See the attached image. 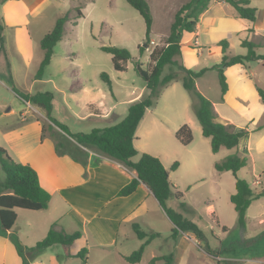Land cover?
Segmentation results:
<instances>
[{
	"label": "crops",
	"instance_id": "crops-1",
	"mask_svg": "<svg viewBox=\"0 0 264 264\" xmlns=\"http://www.w3.org/2000/svg\"><path fill=\"white\" fill-rule=\"evenodd\" d=\"M25 1L6 0L3 2V6L24 3ZM40 1L44 5L49 3L48 0ZM249 1L250 5L253 6L252 0ZM28 6L27 9L31 10L33 14L42 9L41 7V9L35 7L31 3ZM255 8L256 19L252 22L237 17L235 9L223 0H210L207 9L199 17L195 31L182 35V39L185 41H181L183 43H180L181 63L190 69L197 66V59L190 60L188 57L195 53V50L200 49L197 39L198 30L206 32L210 29L215 32L218 30L223 32V34L216 37V43L209 46V53L212 52L215 56H219L220 59L221 48L217 42L223 36L228 37L229 46L236 43L242 49V53L240 54H245L246 48L241 46L243 40L258 44V38L264 37L262 35L264 34V8ZM248 28H252V31H248ZM260 47L264 49V45L259 44L255 50ZM182 56L184 57L183 60ZM251 62L234 64L224 69L228 89L223 97L219 96V101L210 99L199 88V91L212 102L213 109L218 116V121L233 124L235 131H245L239 138L237 146L229 149L231 153L237 151L248 156L246 166L238 170L237 176L240 171L249 167L250 164L252 167L257 163L264 165V100L258 94V87L262 89L264 87L260 85L256 77V70L254 69L259 65L258 62L264 63V61L256 60ZM201 68L207 69L195 79L196 85L199 78H203L207 71L213 69L211 66H203L194 71ZM178 81L180 80L172 81L165 86L161 91L162 94L160 93L159 96L165 97L164 105L169 112L172 111V114L173 112H178L180 116L184 115L183 118L185 119H182L180 123H176L178 121L176 119L173 122L174 125L170 128L164 127L163 124L160 130H166L169 138L170 134L172 135L173 133L174 135L181 123H186L192 130V141L189 145L185 146L186 150L182 155H177L176 158L171 156L172 152L169 150H163V152L157 151V154L153 155H156L167 169L173 162L177 161L178 165L176 169L169 172V180L178 190L185 191V194L191 193L189 202L194 206V210L192 209L194 212L190 213L187 210L184 212L190 218L189 220L197 224L200 229L203 228L201 230L205 235L207 226L202 220L209 216L212 218L211 222L216 223L217 228L221 229L223 234L227 232L228 226L223 220L222 210L227 204L226 201L230 200V194L235 192L236 178L231 171H217L214 167L217 159L223 156L218 157L223 147H220L217 152L209 154V148H207L206 152H200L199 142L194 144L196 133L200 132L202 135V132L201 126L200 128L197 126L193 115L187 113L189 101L171 102L170 99H173V94H165L166 90ZM148 93L149 90L146 88L144 82L140 91L132 94L133 97L128 101L116 102V100L109 99L102 101L93 95L84 101L86 112L73 113L71 115L76 122L83 123L89 121L88 126L91 129L109 126L105 124H109L108 122L111 121L115 123L119 122L127 114L129 106L145 98ZM19 99L22 100L20 97ZM25 103L29 107H32L29 102ZM220 103L227 104L237 113L238 118L235 120L229 115L221 113L217 105ZM157 105L158 101L146 109L136 128V139L133 141V144L138 153L132 158L133 161H136L138 156H140L137 149L138 144L136 143L139 140V129L144 125L143 134H145L149 130L146 121L153 120L158 122L162 117ZM66 108L70 110V108ZM36 109L39 110L37 116L32 112L35 110L33 105V108H27L20 112L19 118L17 111L11 106H6L4 103L0 104V118L3 124L0 130L3 133L6 132L7 138H5V142L8 146L7 148L13 150L11 147L13 145L23 146L28 139H32L35 142L30 148L23 150V157H20L14 150L11 151L12 154L10 153L11 157L18 162L27 163L33 167L38 174L40 185L51 195L46 209L36 210L32 213L25 212L20 208L15 209L16 220L19 214L25 215L28 213V215H35L38 218H40V215L43 216L38 221L31 222L26 220L30 231L34 233L35 239L33 242L36 243L41 240L55 222L57 229H62L67 233L74 231L81 232L79 239H81L83 246L88 250L86 264H163L164 260H156L151 263L150 259L164 255H172V264H207L204 259L193 254L194 247L199 244L194 234L178 230L177 233L172 235L174 225L145 184L140 182L129 195L122 196L117 194L119 189L135 176L134 171L129 170L111 157L93 150L87 149L88 159L85 165L72 160L67 155L59 156L54 150L53 140L49 135L45 146L44 139H41V133L42 127L46 126L45 122H48V120L41 109L37 107ZM40 117L44 119V123H42ZM165 118L168 123L169 116ZM64 124L66 125V123ZM4 148L6 149V147ZM6 151L9 153L8 149ZM227 152L228 150H226ZM253 177L254 180L249 185L255 193H259L264 190V174L263 176L253 175ZM205 181H208L206 186L197 188L206 183ZM192 188H197V192H191ZM198 194L199 196H197ZM174 201L176 199L171 197L168 200V204ZM198 203L205 205V209H199V213H197L196 208ZM230 205L233 204L231 203ZM16 220L10 231L15 226ZM246 222L249 227L256 228V231L252 230L255 234H258L259 229L264 228V194L251 201L246 210L245 225ZM134 224H137L147 233H158V235L150 239L144 247L141 259L138 262L131 263L125 259V256L138 248L145 240L137 237L133 230ZM213 237L215 241H210L205 235L203 245L209 250L216 252L214 253V258L219 260L227 258V260L231 261L239 259V262L246 261L252 264H264V260L259 257L243 256L233 258L223 256V254L219 253L222 236L214 233ZM243 239L248 241L252 238L246 236ZM76 252L71 251L70 255L75 256ZM192 255L193 258H191ZM205 255L207 257L212 256L208 252H205ZM3 258L4 260L8 258L11 261L10 264H21V259L7 235H0V259L3 260ZM34 262L35 260L32 264ZM1 264H6V262ZM79 264H83L82 261Z\"/></svg>",
	"mask_w": 264,
	"mask_h": 264
},
{
	"label": "rangeland",
	"instance_id": "rangeland-1",
	"mask_svg": "<svg viewBox=\"0 0 264 264\" xmlns=\"http://www.w3.org/2000/svg\"><path fill=\"white\" fill-rule=\"evenodd\" d=\"M48 1L49 3L44 5L40 0H26L24 3L8 4V6L5 7L3 6V0H0V25L3 26L0 39V104L4 103L6 106H11L17 111V115L20 118V112L27 108H33V105L29 107L25 101L20 100L16 91L23 93L49 91L53 94L52 116L60 122L66 123L71 132H88L91 129L90 126H88L89 121L83 123L76 122L71 114L86 112L84 109V101L93 95L97 96L98 99L102 101H107L109 99L119 102L128 101L133 97L132 94L138 93L144 80L136 72L134 63L138 61L142 63L144 67L147 65L150 51L153 50L154 47H159L164 44V38L168 34L169 25L173 19L174 12L182 3L188 0H147L152 14V28L149 39L153 41V43L149 42L148 45L146 44L144 20L139 12L129 5L126 0ZM30 3L42 9L33 14L31 10L30 12L29 9H27ZM252 5L262 9L264 8V0H252ZM76 7L82 12L83 16L80 18H76ZM64 14H67L68 21L65 24L62 39L54 46L50 62L45 66L41 79L37 80L35 79V74L43 58V51L40 48V39L45 33L52 29L56 19ZM259 33H261V31H259ZM221 34H223V32L220 30L216 32L210 29L206 32H200L198 30L197 39L200 49L195 50V53L188 57L190 60L197 59L198 61L197 66L192 70H196L203 66L213 67L220 62L219 56H215L212 52L209 53V46L216 43V37ZM222 38H226L229 41L226 36L220 39ZM181 41L185 40L181 38L180 43H183ZM257 41L259 42L258 44L264 45V37H259ZM144 44H146V46L143 47V51L140 52L139 47L144 46ZM101 46L127 48L132 57L124 63L126 68L122 71L115 70L111 54L104 52ZM229 51L233 55L242 53V49L236 43L229 46ZM256 52L263 53L264 49L260 47ZM183 58L182 56V60ZM180 59H178L179 62H181ZM250 63L252 62L250 61ZM258 64L259 65L254 68L256 70V77L260 85L264 87V63L258 62ZM174 69L176 68L166 65L162 74L173 71ZM102 73H106L109 76L111 80V90L107 82L102 79ZM197 81L198 84L195 85L198 91L200 88L210 99L219 101L218 99L221 95V91L217 70L215 68L207 71L203 78H199ZM165 94H173V99H170L171 102L179 103V101L181 102L183 100L189 101L187 113L193 115L195 122H197V126L200 128L194 113V104L197 103L196 98L182 86L180 81L170 86ZM164 100V96H158L156 100L158 101L157 108L162 114L158 122L147 120L146 124H148L149 130H147L148 132H145V134H143L144 125L139 129V140L136 141L139 155L143 152L152 153L151 155H153L157 154V151L163 152V150H169L172 152L171 156L176 158L177 155H182L186 150L185 146L187 145L180 143L175 137V133L174 135L173 133L172 135L170 134L168 138L166 130H160L163 124L164 127L170 128L174 125L173 122L176 119L178 120L176 123H180L182 119H185L183 118L184 115L180 116L178 112H173V114L172 111L169 112L164 105ZM217 105L221 113L229 115L235 120L238 118L237 113L227 104L220 103ZM64 106L70 108V110ZM34 109L35 110L32 112L37 116L39 110H37L35 106ZM168 116L169 120L167 123L164 117ZM40 119L42 123H44V119L42 117H40ZM1 121L2 119L0 118V128L3 127ZM108 123L109 124L105 125H112L115 122L111 121ZM45 124L47 127L48 122L46 121ZM182 124L184 123H181V125ZM46 130L47 133L43 138L45 146L46 139H49L48 134L54 133L55 135L59 132V129L56 127H52V129L48 127ZM5 133L6 132L3 133V131L0 130V146H4L8 149V155L10 157V153L12 154L11 151L13 150L18 153L20 157H23V150L30 148L35 143L34 140L28 139L23 146L13 145L11 146L13 150H10V148H7L8 146L5 142V138H7ZM198 142L200 144V152H206L207 148H209L208 153L213 154L210 149V140L203 137L200 132L196 133L194 144ZM226 150H228L230 154L233 153H231L229 149L223 147L218 157L221 155L223 156L217 159V161L229 155L228 152L226 153ZM135 159H137V157H135ZM263 171L264 165H259L257 163L252 167L250 164L249 167H246L238 173V177L245 179L250 184L254 180L253 175L263 176ZM3 177L4 174L0 168V180H2ZM205 182L206 183H203L201 187L198 186L197 188L206 186L208 181ZM197 188H192L191 192H197ZM179 191L182 193L181 198L176 199L177 202L174 201L169 203V206L182 214L183 217L190 219L184 212L185 210L190 213L194 212V206L189 202L191 193L185 194V191ZM197 196H199V194ZM178 202L179 204H177ZM230 202V200H227V204L225 203L226 205L222 210L223 220L228 226L227 232L222 234L221 229H218L216 223L211 222L212 218L208 216L202 220L207 226L205 235L210 241H215L213 237L214 233H218L222 236L219 253L223 254L225 257L235 258L252 256L264 260V228L259 229L258 234H255L252 230L254 229L256 231V228L249 227L247 222L246 225L244 223V225L240 227L237 223L236 211L233 208L234 205H230L232 203ZM196 208L198 211L197 213H199V209L204 210L205 205L203 203H198ZM21 210L29 213L34 212L26 209ZM42 217L43 216L40 215V218H38V216L28 215V213L25 215L19 214L16 224L11 231L22 244L27 246L34 245V233L30 231L29 226L26 224V220L33 222L42 219ZM246 236L252 239L245 241L243 238ZM198 241L199 244L194 247L193 254L204 259L207 264H252L246 261L239 262V259H234L235 261L227 260V258L225 259L224 257L222 260L216 259L214 258V253H216L214 251H211L213 252L210 253L212 254L211 257H207L205 252L210 251L203 245L204 241L201 242L199 239ZM82 247L85 246H83L81 239L75 240L69 246H64L60 243L52 244L44 249L37 257L33 258L31 264L34 260L35 262L33 264H79L81 259L77 256H71L70 252L78 251ZM191 258H193V255ZM5 262L6 264H10L11 261L8 258H5V260L4 258L3 260L0 259V264Z\"/></svg>",
	"mask_w": 264,
	"mask_h": 264
},
{
	"label": "trees",
	"instance_id": "trees-1",
	"mask_svg": "<svg viewBox=\"0 0 264 264\" xmlns=\"http://www.w3.org/2000/svg\"><path fill=\"white\" fill-rule=\"evenodd\" d=\"M126 1L143 18L146 28V44L148 45L152 28V14L149 4L147 0ZM209 1L188 0L182 3L174 12L168 34L164 38V44L154 47L150 51L149 62L145 67L138 61L134 63L135 70L144 80L149 93L145 98L132 103L127 110V114L115 124L105 127H94L88 132H71L64 123L52 116L53 94L51 92L37 91L35 93H23L16 91L23 101L29 102L31 105L41 109L48 120V126L42 127L41 139L45 137L48 127L59 129L58 134H48L53 140L54 150L57 155H67L72 160L85 165L88 159V149L107 155L121 163L129 170L134 171L135 176L119 189L118 195H129L140 182L145 184L174 225L172 235L177 233L178 230L191 232L200 241L205 240V235L197 224L183 217L182 214L171 208L168 204V200L171 197L180 199L182 196V193L169 180V172L176 169L178 165L177 161L173 162L167 169L158 157L146 152L141 153L136 161H133L132 158L138 153L133 144L135 131L146 109L156 102L165 86L176 80H180L183 87L196 98L197 103L194 104V113L201 126L202 135L210 139L212 152H217L220 147L235 148L239 138L245 133V131H235L234 125L231 123L218 121V116L213 109L212 102L197 90L195 79L202 75L207 68L194 71L186 68L178 60L181 56L180 40L182 35L195 31L199 17L207 9ZM223 1L235 9L237 17L252 22L255 21L256 8L250 5L249 0ZM75 10L76 18L83 16L78 7ZM67 21V14L58 17L52 29L40 39L43 58L39 63L35 79H41L45 66L50 62L54 46L62 39ZM2 30L3 26L0 25V37ZM247 30L252 31V28H248ZM217 44L221 48V59L212 68L217 70L221 97H223L228 89L224 69L238 63L244 64L256 60L264 61V52L257 53L255 48L259 44L248 40L241 42V46L246 48L245 54H230L226 38L220 39ZM143 47H139L140 52L143 51ZM101 49L111 54L113 67L118 71L124 70L126 68L124 63L132 57L127 48L101 46ZM166 65L176 69L162 74ZM101 77L107 82L111 90L109 76L106 73H102ZM258 94L264 100V90L260 87H258ZM175 137L183 145H188L193 138L190 126L186 123L182 124L175 131ZM247 162L248 156L236 151L214 163L217 171H231L235 175V192L230 195V201L234 205L237 223L240 227L245 223L246 210L251 201L264 194V190L255 193L245 179L239 178L236 175L239 169L246 166ZM0 168L4 174L3 179L0 180V235H7L9 237L17 255L21 259V264H31L33 258L37 257L52 244L60 243L64 246H69L81 237L80 231L67 233L62 229H56V223L54 222L46 235L34 245L27 246L22 244L17 236L10 231L17 217L15 209L20 208L32 211L46 209L51 195L40 185L36 170L27 163L14 160L2 146H0ZM133 230L138 238L145 240L138 249L125 256V259L131 263L138 262L141 259L144 247L150 239L158 235V233L143 231L137 224L133 225ZM209 251L208 253H213L211 250ZM75 256L79 257L83 264H86L88 256L87 248L82 247L76 252ZM156 260H164L163 264H172V255L156 256L151 258L150 262L153 263Z\"/></svg>",
	"mask_w": 264,
	"mask_h": 264
},
{
	"label": "built area",
	"instance_id": "built-area-1",
	"mask_svg": "<svg viewBox=\"0 0 264 264\" xmlns=\"http://www.w3.org/2000/svg\"><path fill=\"white\" fill-rule=\"evenodd\" d=\"M151 43H153V41H150Z\"/></svg>",
	"mask_w": 264,
	"mask_h": 264
},
{
	"label": "water",
	"instance_id": "water-1",
	"mask_svg": "<svg viewBox=\"0 0 264 264\" xmlns=\"http://www.w3.org/2000/svg\"><path fill=\"white\" fill-rule=\"evenodd\" d=\"M146 46V44H144V47Z\"/></svg>",
	"mask_w": 264,
	"mask_h": 264
}]
</instances>
